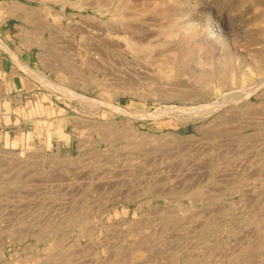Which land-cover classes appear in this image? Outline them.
Returning <instances> with one entry per match:
<instances>
[{"label":"rangeland","instance_id":"obj_1","mask_svg":"<svg viewBox=\"0 0 264 264\" xmlns=\"http://www.w3.org/2000/svg\"><path fill=\"white\" fill-rule=\"evenodd\" d=\"M19 1L60 88L0 132V264H264V87L238 101L264 81V0L153 2L118 49L95 44L109 14Z\"/></svg>","mask_w":264,"mask_h":264},{"label":"crops","instance_id":"obj_2","mask_svg":"<svg viewBox=\"0 0 264 264\" xmlns=\"http://www.w3.org/2000/svg\"><path fill=\"white\" fill-rule=\"evenodd\" d=\"M29 17L19 0H0V132L18 125L17 112L41 96L40 32L23 24Z\"/></svg>","mask_w":264,"mask_h":264},{"label":"bare ground","instance_id":"obj_3","mask_svg":"<svg viewBox=\"0 0 264 264\" xmlns=\"http://www.w3.org/2000/svg\"><path fill=\"white\" fill-rule=\"evenodd\" d=\"M263 1V0H261ZM153 2H157L158 4L160 5H164V0H65V4L62 6L63 9H66L67 5H70L72 8H79L80 10L81 9H86V8H92L95 10L96 13H98L100 15V17H104L105 15H111V18L109 20H103V18H95V23L97 25V29L98 30V34H94L95 36V39L98 41L97 43V46H100V47H110V48H116L118 49V47L120 48L124 41H123V38H125V41L129 44L133 43V44H136L134 43L135 42V39H137L136 41H141V39H139L140 37L137 36V38L134 39L133 36H131V38L127 37V34L129 33H132L131 31L133 30H136L134 27V25L131 23V18L130 17H133L132 15V11L133 12H139L138 15L142 16L143 12L146 11L145 9L147 8V6ZM254 3V2H253ZM261 4V3H260ZM254 6H256V4H253ZM151 6V5H150ZM260 6V5H259ZM264 6V4L262 5ZM24 7V6H23ZM212 8V7H211ZM259 8V7H258ZM263 8V7H262ZM148 9V8H147ZM260 9V8H259ZM93 10V11H94ZM258 10V9H257ZM216 11V10H215ZM259 11V10H258ZM263 11V10H262ZM67 12V11H66ZM261 12V11H260ZM217 13V12H216ZM213 15V12L211 14V16ZM135 17V16H134ZM138 19V18H137ZM141 19V18H140ZM90 20V19H89ZM142 20V19H141ZM91 21V20H90ZM137 21V20H136ZM144 21V20H143ZM220 21V19H219ZM222 22V21H221ZM94 23V25H95ZM230 24V23H229ZM231 25V24H230ZM141 27H139L137 30H139ZM95 30V31H96ZM104 30H107L109 32V36L107 37H103L101 36V31H104ZM142 30V29H141ZM94 31V32H95ZM140 34H141V31L139 30ZM135 34V35H139L140 34ZM137 33V31H136ZM144 33V32H143ZM115 34H118V36H115ZM124 35L123 36H121ZM134 34V33H133ZM145 34V33H144ZM91 35V34H90ZM134 35V36H135ZM143 35V34H141ZM146 35V34H145ZM143 35V36H145ZM149 35V34H148ZM115 36V37H114ZM91 37V36H90ZM150 38V37H149ZM145 40V39H144ZM143 40V41H144ZM151 40V39H150ZM2 41V40H1ZM126 43V44H127ZM143 43V42H142ZM91 44V43H90ZM89 44V45H90ZM94 44V43H93ZM132 44V45H133ZM151 44V43H150ZM149 44V45H150ZM138 45V44H137ZM141 46V44H139ZM152 45V44H151ZM130 45H127V47H129ZM143 46V45H142ZM144 46H146L144 44ZM143 46V47H144ZM99 47V48H100ZM148 47V46H147ZM133 48V46H132ZM7 49V48H6ZM101 49V48H100ZM9 50V49H8ZM263 55V54H262ZM261 57V56H260ZM260 57H258V63L264 59V57L261 59ZM261 59V60H259ZM257 61V60H256ZM264 61V60H263ZM262 62V61H261ZM258 65V64H257ZM264 66V65H263ZM260 67V66H258ZM261 69V67H260ZM234 70V69H233ZM264 70V69H263ZM222 72H220V76L222 75L224 77V79H226V82H224V84L222 85H218V86H215V89L214 91L212 90V92L217 95L219 94L220 92L223 93L226 89V86L227 84L229 83V81L232 79V82L234 83L236 79H234V74L232 76V74H230V70H228V68H224L223 70L221 69ZM225 71V72H223ZM236 71V70H234ZM234 73V72H233ZM262 73V71H261ZM264 73V72H263ZM40 74V73H39ZM236 74V73H235ZM41 77V80L43 83H45L46 85H49L51 87H55L57 89H59L60 87H58V85L56 86L54 83H52L49 79L45 78L44 76H40ZM207 78V77H206ZM245 82V81H244ZM218 84V83H217ZM243 84V82H241V85ZM209 85V84H208ZM210 86V85H209ZM263 86L264 87V81L260 84V86H258L256 89H253L250 93L249 92H245L246 95L243 96L241 98V100L239 99L238 101L241 102L243 105L242 106H247L249 105V98L251 97V94H254L255 92H257V90H259V88ZM213 89V88H212ZM65 91H68L71 93V95L73 97H77V98H80V99H89L87 96L83 95V94H80L78 92H75L71 89H68V88H65ZM242 95V94H241ZM224 96V95H223ZM244 98V99H243ZM224 99V98H223ZM92 101V100H91ZM214 103V104H213ZM226 102L223 101V103H217L216 102H212V104H202V105H198V107H191L190 109L191 110H198L199 108L201 107H207V108H212L211 110L212 111H217L219 110L220 108L223 107V104H225ZM237 103V102H236ZM240 105V104H239ZM226 107V106H225ZM240 107V106H239ZM171 109H174L175 110H178V111H184L186 110L187 108L186 107H180V106H175L174 108H170V106L166 107L165 110H169L171 111ZM161 110V109H160ZM189 110V111H191ZM223 110V109H222ZM221 110V111H222ZM201 111V110H200ZM224 111V110H223ZM229 111V110H228ZM231 111V110H230ZM165 112V111H164ZM185 112H188V111H185ZM227 112V111H226ZM200 113V112H199ZM198 113V114H199ZM202 113V112H201ZM204 114V113H203ZM225 113H223L224 115ZM206 116V115H204ZM209 116V115H207ZM223 117V116H222ZM179 139H189V138H182V137H178ZM69 139V138H68ZM191 139V138H190ZM176 140V139H175ZM179 142V141H178ZM183 142V141H181ZM180 142V143H181ZM184 142H187V141H184ZM183 142V143H184ZM191 142V140H190ZM177 144V143H176ZM175 145V144H174ZM185 145V144H184ZM189 146V145H187Z\"/></svg>","mask_w":264,"mask_h":264}]
</instances>
